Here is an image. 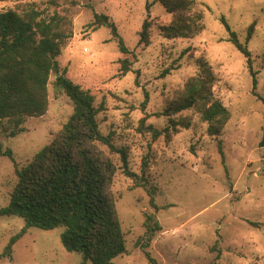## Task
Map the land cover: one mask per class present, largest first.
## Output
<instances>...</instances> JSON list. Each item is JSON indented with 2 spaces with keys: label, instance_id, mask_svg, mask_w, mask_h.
<instances>
[{
  "label": "rangeland",
  "instance_id": "rangeland-1",
  "mask_svg": "<svg viewBox=\"0 0 264 264\" xmlns=\"http://www.w3.org/2000/svg\"><path fill=\"white\" fill-rule=\"evenodd\" d=\"M51 1L0 0V10L57 9L72 17L73 37L58 57L61 70L95 96L101 132L127 150L128 170L136 174H127L121 153L101 144L117 166L113 193L127 247L114 262L264 264V0H196L183 19L158 0ZM95 13L115 22L129 54L120 52L110 28L93 25ZM223 17L251 51L256 85L247 58L228 40ZM145 19L151 22L150 40L139 44ZM252 22L254 33L247 40ZM171 23L191 35L167 37L160 26ZM201 56L213 67L214 93L231 118L213 137L200 112L191 108L182 113L191 119L188 128L180 127L171 140L154 137L146 127L166 126L164 109L197 72ZM125 57L130 71L120 75ZM56 75L49 77L44 115L27 117L24 131L14 137L0 129L3 148L13 152L0 154V208L10 202L16 169L50 142L73 112L72 100L55 91ZM151 214L161 228L149 239L146 220ZM25 225L21 216H0V254ZM62 231L29 227L0 264H82L83 253L62 244Z\"/></svg>",
  "mask_w": 264,
  "mask_h": 264
},
{
  "label": "trees",
  "instance_id": "trees-1",
  "mask_svg": "<svg viewBox=\"0 0 264 264\" xmlns=\"http://www.w3.org/2000/svg\"><path fill=\"white\" fill-rule=\"evenodd\" d=\"M158 1L168 12L182 19L196 5V0ZM50 3L57 5L55 0ZM147 9H150V3H147ZM222 22L229 31L228 40L247 58V66L256 85L257 71L253 69L247 43L240 40L224 17ZM72 25V17L57 9L52 13L35 7L0 10V129L9 137H14L24 131L23 123L27 117H40L47 112L51 72L59 73L54 82L55 91L65 93L73 102L72 114L53 139L36 152L24 167L16 169L18 181L11 192L9 204L0 208V216H21L26 225L11 237L0 254V260L10 256L13 244L32 226L42 229L63 227L62 244L69 251L83 253L82 264L87 261L91 264H116L114 258L127 251L113 193L117 166L101 144L121 153L127 174L134 177L136 174L128 170L127 150L115 147L110 136L101 132L97 118L100 110L95 104V96L89 89L71 80L65 69L61 70L58 57L73 37ZM93 25L110 28L120 52L130 53L109 15L95 13ZM150 27L151 22L145 19L139 44L149 42ZM254 27L255 22H252L248 27L247 40L252 37ZM160 29L167 37L191 35L178 23L162 25ZM120 62L119 74L125 75L130 71L131 62L127 57ZM198 63L197 72L187 79L176 97L165 107L166 126L161 130L152 125L146 127L154 137L164 135L171 140L180 127L188 128L191 119L182 113L191 108L200 112L202 120L208 125V134L213 137L221 134L231 118V111L214 93L217 78L213 67L202 56ZM254 94L259 95L255 89ZM218 145L223 153L221 140ZM0 154L13 156L12 150L4 149L1 142ZM151 202L156 207L153 196ZM147 224L150 227L148 238L151 239L153 232L161 226L152 214L148 216Z\"/></svg>",
  "mask_w": 264,
  "mask_h": 264
},
{
  "label": "water",
  "instance_id": "water-1",
  "mask_svg": "<svg viewBox=\"0 0 264 264\" xmlns=\"http://www.w3.org/2000/svg\"><path fill=\"white\" fill-rule=\"evenodd\" d=\"M59 75V73H57V76ZM260 146L261 147H264V137H263V139H262V141H261V143H260Z\"/></svg>",
  "mask_w": 264,
  "mask_h": 264
}]
</instances>
